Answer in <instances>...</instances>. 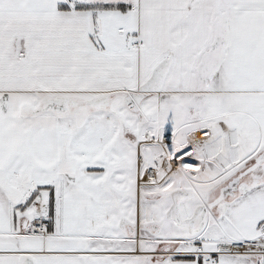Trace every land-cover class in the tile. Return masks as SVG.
I'll return each instance as SVG.
<instances>
[{
    "label": "snow or ice",
    "instance_id": "6c2138e0",
    "mask_svg": "<svg viewBox=\"0 0 264 264\" xmlns=\"http://www.w3.org/2000/svg\"><path fill=\"white\" fill-rule=\"evenodd\" d=\"M0 264H264V0H0Z\"/></svg>",
    "mask_w": 264,
    "mask_h": 264
}]
</instances>
